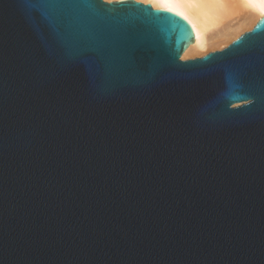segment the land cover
I'll list each match as a JSON object with an SVG mask.
<instances>
[{
  "label": "water",
  "instance_id": "obj_1",
  "mask_svg": "<svg viewBox=\"0 0 264 264\" xmlns=\"http://www.w3.org/2000/svg\"><path fill=\"white\" fill-rule=\"evenodd\" d=\"M41 4L0 0V264H264V16L182 60L167 10Z\"/></svg>",
  "mask_w": 264,
  "mask_h": 264
},
{
  "label": "bare ground",
  "instance_id": "obj_2",
  "mask_svg": "<svg viewBox=\"0 0 264 264\" xmlns=\"http://www.w3.org/2000/svg\"><path fill=\"white\" fill-rule=\"evenodd\" d=\"M134 1L149 4L154 9L167 10L188 22L193 31V42L183 52L181 59L184 60L201 57L215 49L220 50L251 29L264 16V7L258 2L248 4L241 0Z\"/></svg>",
  "mask_w": 264,
  "mask_h": 264
},
{
  "label": "snow or ice",
  "instance_id": "obj_3",
  "mask_svg": "<svg viewBox=\"0 0 264 264\" xmlns=\"http://www.w3.org/2000/svg\"><path fill=\"white\" fill-rule=\"evenodd\" d=\"M118 2L122 3L123 0H118ZM191 2H196V0H191ZM241 2L248 4L258 2L261 7H264V0H241ZM41 7L45 11L50 10L57 16L64 18L69 28L74 32L86 30L91 23V17L86 11L93 7L91 0H42ZM257 27L259 28V26Z\"/></svg>",
  "mask_w": 264,
  "mask_h": 264
},
{
  "label": "rangeland",
  "instance_id": "obj_4",
  "mask_svg": "<svg viewBox=\"0 0 264 264\" xmlns=\"http://www.w3.org/2000/svg\"><path fill=\"white\" fill-rule=\"evenodd\" d=\"M105 2H107V1H105ZM111 2H112V1H111ZM249 30H250V29H249ZM247 31H248V30H247ZM223 48H224V47H223ZM221 49H222V48H221ZM215 50H219V49H215ZM215 50H214V51H215ZM194 58H195V57H194ZM189 59H192V58H189ZM182 60H184V59H182ZM185 60H186V59H185Z\"/></svg>",
  "mask_w": 264,
  "mask_h": 264
}]
</instances>
